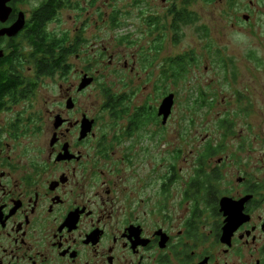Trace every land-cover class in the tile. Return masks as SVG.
Listing matches in <instances>:
<instances>
[{
    "label": "flooded vegetation",
    "instance_id": "1",
    "mask_svg": "<svg viewBox=\"0 0 264 264\" xmlns=\"http://www.w3.org/2000/svg\"><path fill=\"white\" fill-rule=\"evenodd\" d=\"M96 1L11 0L0 20L20 28L0 36V264H264L258 124L230 153L193 117L186 131L166 90L185 71L162 69V28L115 35L136 54L99 46ZM223 201L238 212L231 234Z\"/></svg>",
    "mask_w": 264,
    "mask_h": 264
},
{
    "label": "rangeland",
    "instance_id": "2",
    "mask_svg": "<svg viewBox=\"0 0 264 264\" xmlns=\"http://www.w3.org/2000/svg\"><path fill=\"white\" fill-rule=\"evenodd\" d=\"M166 1L168 4L163 0H97L96 5L101 7V12H96L97 44L116 46L115 35L128 31L136 37L131 25L157 23L163 35L159 59L164 66H160L168 69L170 61L181 60V64H170L185 71L177 83L166 79V90L178 95L186 131L193 117L201 137L212 133L230 153L239 150L245 135L258 124L261 142L257 148L264 149V0ZM117 21L125 27L114 29L112 22ZM125 43L119 47L128 48L130 54L138 53L140 43ZM149 71L161 73L156 67ZM106 83L107 79L100 78L98 102L105 100ZM94 91L85 95V102L92 103ZM202 97L205 104L200 103ZM190 108L193 115L188 116ZM223 120L232 126L220 131L216 124ZM183 148L187 153L185 143Z\"/></svg>",
    "mask_w": 264,
    "mask_h": 264
},
{
    "label": "water",
    "instance_id": "3",
    "mask_svg": "<svg viewBox=\"0 0 264 264\" xmlns=\"http://www.w3.org/2000/svg\"><path fill=\"white\" fill-rule=\"evenodd\" d=\"M10 1L11 0H0V20L2 22H4L8 16L9 9L7 8V4ZM245 20L247 21L248 17H246ZM19 29H20L19 27L15 26L11 29L1 31L0 36H4V35L14 36L19 31ZM172 106H173V96H169L168 98L165 99L160 109V114L164 115L166 121L171 113ZM221 211H225L229 213L225 231L231 234L232 231L235 230L236 226H238V219H237L238 212L235 209V206H232L224 201L221 204Z\"/></svg>",
    "mask_w": 264,
    "mask_h": 264
},
{
    "label": "trees",
    "instance_id": "4",
    "mask_svg": "<svg viewBox=\"0 0 264 264\" xmlns=\"http://www.w3.org/2000/svg\"><path fill=\"white\" fill-rule=\"evenodd\" d=\"M176 21H179L178 19Z\"/></svg>",
    "mask_w": 264,
    "mask_h": 264
}]
</instances>
